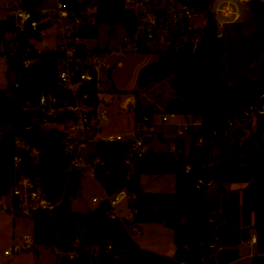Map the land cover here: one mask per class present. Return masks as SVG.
Returning <instances> with one entry per match:
<instances>
[{"label":"trees","instance_id":"obj_1","mask_svg":"<svg viewBox=\"0 0 264 264\" xmlns=\"http://www.w3.org/2000/svg\"><path fill=\"white\" fill-rule=\"evenodd\" d=\"M19 1L22 8L41 18L36 10L45 0ZM176 1L206 15L201 39L190 54L171 47L155 49L157 59L141 67L137 84L144 88L149 82L170 78L173 96L166 101L164 111L198 117L200 124L187 132L191 138L202 136L204 141L191 152L183 138H171L175 152L147 150L131 171L124 163L125 142H95L89 154L98 159L93 165V176L106 195L121 188L134 195L130 204L132 207V200H136V205L130 221L113 215L105 198L88 211L73 209V200L80 193L82 171H68L71 159L64 150L63 133L42 127L38 122L40 114L28 104V90L12 58L16 51L12 48L14 42L18 48L28 33L16 27L13 15L0 20V53L9 59L7 74L11 70L17 73L16 83L9 81L6 87H0V200L22 175L37 181L49 199L61 200L53 211L34 214L33 237L38 245L77 250L78 256L68 264H216L215 250L238 246L250 238V229L256 235L258 252L264 250V55L258 61L259 51L264 52V33L256 29L246 38H217V22L208 9L211 0ZM67 4L78 12L89 4L96 7L94 21L82 22L73 34L76 38H96L99 25H108L113 32L120 25L130 37L135 32L138 14L126 7L125 0H67ZM250 5L263 23L264 2L250 0ZM47 25L42 23L33 36L40 38V31ZM9 34L12 39L7 38ZM177 35L180 33H173L174 37ZM98 50L78 44L76 54L85 57ZM138 50L146 52L150 48L138 41ZM225 52V61L235 66L237 57L247 69L255 63L256 76L225 77ZM63 57L64 52L59 49L39 51L34 47L31 51L25 47L18 54L23 62H37L36 88L55 95L59 103L70 98L60 88L57 76ZM86 89L92 95L89 104L96 106V82L89 83ZM133 108L135 119L150 126L152 108L148 112ZM73 117L63 112L58 120ZM17 138L35 147L39 154L33 157L18 148ZM159 139L168 141L161 135ZM15 157H19L18 163ZM186 165L190 166L188 172ZM146 173L173 174V191H143L140 176ZM199 180L202 184L197 186ZM228 182L244 186L226 190L224 184ZM147 222L162 223L172 230V256L141 248L131 236L130 226ZM92 246L97 248L96 255L90 250ZM252 258L253 264H264V256Z\"/></svg>","mask_w":264,"mask_h":264},{"label":"rangeland","instance_id":"obj_2","mask_svg":"<svg viewBox=\"0 0 264 264\" xmlns=\"http://www.w3.org/2000/svg\"><path fill=\"white\" fill-rule=\"evenodd\" d=\"M263 1L264 0H260ZM178 1L171 0L167 4V12L173 10L178 11ZM18 7V0H0V20L7 19L13 15V10ZM243 12L241 18L232 24L226 25L223 30L225 40H236L239 37H249L256 29H260L264 33V17L263 23L256 18L253 13L250 1L246 5H241ZM194 29L199 30L207 22V17L198 15L192 20ZM48 25L44 29L41 37H28V44L35 49H53L64 39V32L61 29V22L53 20L46 22ZM71 28L72 26L69 25ZM111 27L108 25H99L98 36L96 38H77L76 43L82 44L86 49L98 47V53L104 68H101L100 83L102 88L100 103L97 106L98 131L96 136H102L108 133L123 134L126 138L134 137L133 131L135 124L143 122L135 119V106L142 111L148 112L151 108L153 112L148 117L151 131L139 132L145 142L146 150L154 152H171L174 142L171 138L180 137L185 141V147L188 148L189 134L183 131L178 134V130H183L182 124L185 121L183 114H177L174 118H169L166 122L161 120L165 103L173 96L170 87V78L149 82L144 88H140L137 84V76L139 70L144 65L157 59V52L154 46H150V51L140 52L134 49V42L126 40L125 29L118 25L114 32L111 33ZM8 39H12V35H7ZM47 44L45 46L44 44ZM238 43V42H237ZM264 44V39H262ZM126 45V49L124 46ZM13 50H17L16 43L12 46ZM264 55L263 50L259 51L258 61ZM228 53H223V63L225 77L229 75L231 78L235 75L253 78L256 76V64L253 63L247 69L237 57L235 66L233 63H227ZM25 62V61H24ZM9 68V59L0 53V87L4 88L11 83H16L17 73L13 70L7 74ZM107 70H110L109 73ZM133 99L135 105L127 108V99ZM104 99L105 102L101 100ZM107 111L105 118H101L100 111ZM167 138L168 141L163 142L159 136ZM94 148L93 143L87 145L86 151L90 153ZM90 161L92 158L87 156ZM141 189L146 192H171L174 189V175L167 173H146L140 176ZM212 188V187H211ZM210 188V189H211ZM93 196L104 199L105 192L102 186L93 176V164L87 165L82 171L80 193L73 200V209L75 211H88L93 208L91 198ZM12 190H9L0 200V264H55L57 256L55 251L47 246L38 245L34 241V221L33 216H28L15 212L12 209ZM6 206H10V210H6ZM130 199L125 197L122 201L113 207V213L120 218H128L133 214ZM132 232V226L129 227ZM134 239L139 243L141 248L157 251H164L165 255H171L173 248L172 230L162 223L149 222L142 224L139 232L132 233ZM30 237V249H20L11 255H4L6 249H10L15 245H22L25 242V236ZM172 247L170 250L168 248ZM37 250L40 256H37ZM217 249L215 250V252ZM264 251V250H263ZM261 251V252H263ZM168 252V253H167ZM214 252V254H215ZM254 252V253H253ZM260 252V251H259ZM257 245L250 246L248 242H243L239 247L240 257L228 264H253L254 259L249 256L250 253L258 254ZM163 255V254H162Z\"/></svg>","mask_w":264,"mask_h":264},{"label":"built area","instance_id":"obj_3","mask_svg":"<svg viewBox=\"0 0 264 264\" xmlns=\"http://www.w3.org/2000/svg\"><path fill=\"white\" fill-rule=\"evenodd\" d=\"M166 0H125V5L131 8L138 14L137 26L134 34L130 37L127 34L124 36L126 40L131 39L134 42V49L138 50V41H141L146 46H154L156 49H166L171 47L174 50H178L179 47L185 45L187 42L193 44V52L195 51L197 44L201 39V29H194L193 18L201 15L206 17L204 12H200L187 6L178 3L179 10H173L170 16L167 12V4L170 2ZM250 0H211L208 7L209 11L213 15L217 22L216 37L222 38L223 28L228 25L237 22L242 15L243 9L241 5H246ZM163 10V12H159ZM36 11L40 12L41 18L37 19L34 16L32 10L24 9L20 6L18 0V7L14 9L13 16L15 19L16 27L30 33L37 31L39 26L45 22H51L56 20L61 22V29L64 32V39L56 48L59 51L64 52V57L60 59L57 66V76L59 86L61 89L66 90L70 98L63 100L59 103V99L52 94L41 92L39 104L32 106L40 114L38 122L44 128H56L63 133V144L65 153L70 157V165L68 171L72 169H78L84 171L87 165H94L98 162L97 158H92L90 161L87 156L90 153L86 151L89 143L95 144L96 141L102 140L104 142H125L127 144V151L124 158L125 165L131 171L136 162L141 159L144 153L147 151L144 140L139 132L151 131L150 126L142 124H135L133 131L134 137L126 138L123 134L108 133L102 136H96L98 131V117L97 106L100 103L101 86L103 81L101 78V68H104L103 61L99 57L98 53L87 54L85 57L76 54L78 50L77 38L73 35L82 22H93L94 13L96 7L94 5H86L81 11H75L68 7L67 0H45L43 6L39 7ZM83 17H86V21H83ZM71 25L72 27L69 28ZM205 25V24H204ZM45 29V28H44ZM44 29L40 31V34H44ZM174 32H179L180 35L173 36ZM47 46V44H44ZM27 51H31L32 46L26 45ZM126 49V45L124 46ZM39 51L43 49H38ZM34 61L27 59L25 65H30ZM96 82L97 93L96 97L99 103L96 106L89 104L88 100L92 98L87 92V85L91 82ZM18 85V84H17ZM105 102L104 99L101 100ZM263 110H259L262 112ZM71 113L74 117L68 118L65 121H59L58 117L61 113ZM107 111L105 109L100 111L101 118H105ZM174 112H168L162 114L161 120L166 122L169 118L176 117ZM185 121L182 124L183 130H178V134H182L183 131L187 132L189 128L195 129L200 124L198 117L184 115ZM0 132V137H1ZM203 137H196L195 146L203 143ZM16 146L20 149H25L35 157L39 154V151L35 147H31L26 144L20 138L16 139ZM175 145L172 147V152H175ZM90 157V156H89ZM91 158V157H90ZM16 163L19 162V157H15ZM37 163V159L35 160ZM190 170V166H185V172ZM212 182H208L210 185ZM197 186L202 182L199 180ZM12 190V209L15 212L25 214L28 216H34L38 211H53L58 206L61 200L54 202L49 199L46 192L41 185L29 176L22 175L17 180ZM125 197L130 200L134 198V195L129 194L125 188H121L110 195H106L104 198L107 200L111 212L113 213V207L122 201ZM102 199L94 196L91 198V202L96 206ZM10 206H6V210H10ZM133 210V209H132ZM250 246H254L257 243L255 233L250 235L248 239ZM30 244V237L25 236V242L22 245H15L10 249L4 251V255H11L13 252H18L24 246ZM96 247L92 246L90 250L94 255L97 254ZM56 253L57 260L55 264H68L69 260H73L78 256L77 250L63 251L58 247H53ZM254 253V252H253ZM250 253V257L264 256V251L258 254Z\"/></svg>","mask_w":264,"mask_h":264},{"label":"water","instance_id":"obj_4","mask_svg":"<svg viewBox=\"0 0 264 264\" xmlns=\"http://www.w3.org/2000/svg\"><path fill=\"white\" fill-rule=\"evenodd\" d=\"M169 0H166L168 2ZM83 21H86V17H83ZM113 32V29H111V33ZM27 37H33V33L30 32L27 34ZM27 45V40H24L21 42L17 48V50L12 54L13 61L18 69V71L22 75V82L24 86L28 90L29 94V104L32 106H36L39 104L40 101V95L41 91H39L36 86V78L34 76V69L37 66V62H33L30 65H25V63L18 58V54L21 50H23ZM178 52L184 53V54H190L193 52V44L191 42L185 43V45H182L178 48ZM127 108H132V104L129 102L126 104ZM195 141L196 136H193L190 141V151L193 152L195 149ZM136 205V200H132V208H134ZM22 249H30L28 246H24ZM37 256L39 257V251L37 250ZM240 257L239 255V248L236 247H220L217 249V251L214 254V259L216 261V264H228Z\"/></svg>","mask_w":264,"mask_h":264},{"label":"crops","instance_id":"obj_5","mask_svg":"<svg viewBox=\"0 0 264 264\" xmlns=\"http://www.w3.org/2000/svg\"><path fill=\"white\" fill-rule=\"evenodd\" d=\"M131 103L132 104V106L134 105L133 103H134V101H133V99H130V98H128L127 99V103ZM126 103V104H127ZM188 133V132H187ZM189 134V133H188ZM190 141H191V137H190V135H189V142H188V144L190 145ZM185 142V141H184ZM189 145H188V147H189ZM244 186V183H237V182H228V183H225L224 184V188L226 189V190H240L242 187ZM106 195V194H105ZM94 197V196H93ZM94 207H96V204H93V208ZM92 208V209H93ZM133 212V211H132ZM133 215V214H132ZM132 215H131V217H128V218H125V219H127L128 221H130L131 219H132ZM147 223H149V222H147ZM142 224H146V223H141V224H138V225H132V232H131V236L134 238V235L132 234V233H134V232H139L140 231V228H141V226H142ZM250 233L252 234L253 233V230L252 229H250ZM135 240V239H134ZM243 242H248V240H246V241H242L237 247L239 248L240 247V245L241 244H243ZM138 245L140 246V244L138 243ZM141 247V246H140ZM144 248V247H143ZM172 247H170V248H168L169 250L171 249ZM174 249H175V247H174V244H173V248H172V250H171V255H165L162 251H157V253H159V254H163V255H165V256H172L173 255V253H174ZM149 250H151V249H149ZM156 252V251H155ZM168 253V252H167ZM39 256H40V253H39Z\"/></svg>","mask_w":264,"mask_h":264}]
</instances>
